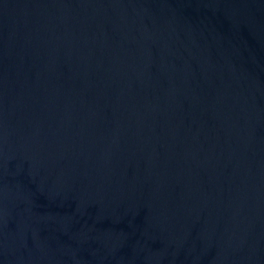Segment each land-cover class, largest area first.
I'll return each instance as SVG.
<instances>
[{
  "label": "water",
  "instance_id": "1",
  "mask_svg": "<svg viewBox=\"0 0 264 264\" xmlns=\"http://www.w3.org/2000/svg\"><path fill=\"white\" fill-rule=\"evenodd\" d=\"M0 264H264V0H0Z\"/></svg>",
  "mask_w": 264,
  "mask_h": 264
}]
</instances>
